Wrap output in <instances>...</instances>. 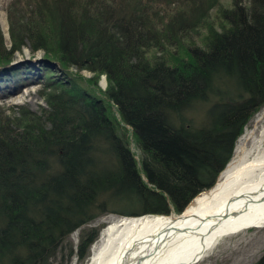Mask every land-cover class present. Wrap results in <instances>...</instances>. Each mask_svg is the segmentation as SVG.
Returning <instances> with one entry per match:
<instances>
[{"label": "trees", "instance_id": "trees-1", "mask_svg": "<svg viewBox=\"0 0 264 264\" xmlns=\"http://www.w3.org/2000/svg\"><path fill=\"white\" fill-rule=\"evenodd\" d=\"M249 1L231 0L222 12L227 26L217 31L210 15L218 0H12V40H28L34 53L49 52L55 39L51 51L61 60L96 79L104 74L108 85L104 97L96 95L73 78H58L46 62L14 70L13 46L0 65V94H17L28 81L49 89L43 115L25 109L0 122V264H48L58 251L55 239L99 216L100 197H132L143 213H166V193L181 212L215 184L244 125L264 105V0ZM159 3L166 6L159 10ZM200 25L209 32L202 45L191 36ZM168 46L178 50L167 57L181 54L173 65L146 57ZM225 78L239 94L209 105L223 96ZM204 102L206 122L197 128L186 113L202 111L196 105ZM120 123L131 127L142 170L159 191L141 181ZM98 155L116 162H99ZM90 230L78 246L80 259L100 231ZM254 264H264V255Z\"/></svg>", "mask_w": 264, "mask_h": 264}, {"label": "rangeland", "instance_id": "rangeland-1", "mask_svg": "<svg viewBox=\"0 0 264 264\" xmlns=\"http://www.w3.org/2000/svg\"><path fill=\"white\" fill-rule=\"evenodd\" d=\"M156 1L160 2V0ZM241 1L243 5L249 6L250 4L249 0ZM11 5L12 0H0V32L3 38L2 45L0 44V65L6 64V59L11 55L10 52L13 46L19 48L18 51H15L11 55V60H8L10 65L13 64L15 66L14 70L16 68L24 67L29 62H33L34 64L38 65H41L42 62H46L45 64L55 69L54 73L58 78H73L81 86L93 88L94 92H96V95L104 97V92L108 85L106 76L104 74H100L96 79L95 73H93L92 71L88 69L79 70L77 67H75V65H72L68 61L61 60L63 59L64 55L60 54L59 51H51V49L56 47V41L52 38L50 32L47 33V36H49L50 39H53V42L52 40H49V48H51L49 49V52L44 50H37L33 53L31 51V45L28 40H25L24 44L21 46L19 45L17 39L12 40L9 34L8 22V11L10 7H12ZM156 6L159 10H161L166 6V4L159 3L156 4ZM232 6L233 3L231 2V0H218L217 6L211 11L210 15L211 20L213 21L214 30L218 31L221 27L227 26L225 20L222 17V12L223 10L231 8ZM159 15L162 16L161 11ZM53 23L54 21L50 19L48 20V23L46 25L51 29H54ZM191 32H193L191 35L193 43L196 42L199 45H202L206 36L209 35L208 30L202 28L201 25ZM195 33H197V36H195ZM168 47L169 48L165 50L164 48L150 49L147 51L146 57L148 59H153L156 56H164L167 62L173 65L175 63V59L177 57H180L181 54L174 55L175 59L173 58V56L167 57L168 54H172L173 52L178 50L177 47ZM161 50H163V52H160ZM103 79L105 81V84L102 86L101 80ZM5 80H9V78ZM95 82L97 83L95 84ZM21 84L24 85L20 88V90L17 91V94H14L13 91L10 92L11 90H7L6 92H4L5 94H0V122H3V118H19L22 114L21 111L25 109H29L30 111L35 112L37 115H43L45 111L49 109L46 102V99L48 97L46 93L49 91L48 88L43 87V84L40 83H31V81ZM234 85H236V83L228 78L220 81V87L223 88L224 92L223 96L220 95L211 97L209 105L210 103L220 99L221 97H223L224 100L229 98L236 99V95L239 94V91ZM226 90L228 91V94H226ZM209 105L206 102L197 104L196 106L201 108L202 111L196 113H186V118L188 119L189 123L197 128L204 125V123L206 122L205 110ZM116 109L117 108L115 104L112 103L111 110H113L114 117L116 116ZM259 118H261V121L255 124V121ZM120 127L126 130L125 135L128 137L129 148L131 153L133 154V159L136 161V169L141 178V181L146 184L148 189L159 191V189L155 188L152 184L149 183L147 175L142 170V149L139 148L137 142L135 141L131 127L123 123H120ZM263 128L264 105L258 108V110L249 117L248 121L243 127L241 134L236 138L233 144L231 155L228 161L226 162L224 167L220 169L218 173H216L217 175L215 181H217L220 172L233 159H240V166L247 165L253 160V158L258 153V150L256 149V142L261 135V131L264 132ZM262 146H264V140ZM97 161L105 162L107 164H114V162H116V159L110 158V156H105L104 158V156L98 155ZM211 180L203 182L199 188L206 187V185L209 184ZM163 195L169 203V210L166 213H143L141 204L138 201L132 199V197L118 198L117 200L109 199L108 202H105L104 197L98 198L100 200V203H98V209L96 211L98 212L97 214L99 216L95 217L88 223L78 227L75 231L68 233V235H65V237H63L62 239H55L56 242H59L58 251L54 257H50L48 264H86V262L90 259L91 246L94 243L98 242L102 231L105 230L108 227V224L112 221L128 216H167L170 214H179L178 208L170 203L167 194L163 193ZM191 200L188 203H190ZM90 228L100 229V231L96 240L86 250L84 258L80 259L77 255L79 252L78 246L84 241L82 240V235L87 232L89 234L92 232ZM22 251L25 254V250ZM263 255L264 224L257 227L244 228L235 233L219 238L216 243H214V245L209 248L197 262L193 264H254L259 259H261Z\"/></svg>", "mask_w": 264, "mask_h": 264}, {"label": "bare ground", "instance_id": "bare-ground-1", "mask_svg": "<svg viewBox=\"0 0 264 264\" xmlns=\"http://www.w3.org/2000/svg\"><path fill=\"white\" fill-rule=\"evenodd\" d=\"M263 140L261 131L253 160L244 166L240 159L230 161L215 184L196 195L180 214L110 222L91 246L86 264H193L219 238L263 225Z\"/></svg>", "mask_w": 264, "mask_h": 264}]
</instances>
